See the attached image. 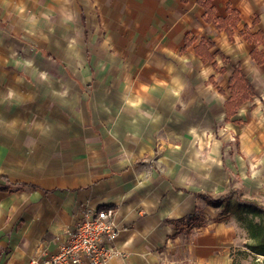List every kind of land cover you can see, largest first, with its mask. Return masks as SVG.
Segmentation results:
<instances>
[{
  "label": "crops",
  "instance_id": "obj_1",
  "mask_svg": "<svg viewBox=\"0 0 264 264\" xmlns=\"http://www.w3.org/2000/svg\"><path fill=\"white\" fill-rule=\"evenodd\" d=\"M203 1L212 21L198 0H0V264L54 253L85 208L115 213L108 264H230L228 215H196L221 207L202 196L228 189L232 135L260 145L264 0ZM230 65L256 95L228 120Z\"/></svg>",
  "mask_w": 264,
  "mask_h": 264
},
{
  "label": "rangeland",
  "instance_id": "obj_2",
  "mask_svg": "<svg viewBox=\"0 0 264 264\" xmlns=\"http://www.w3.org/2000/svg\"><path fill=\"white\" fill-rule=\"evenodd\" d=\"M77 33H74L76 36ZM79 34L76 37V42L80 40ZM82 38V37H81ZM264 106V105H263ZM263 107L260 108V110ZM263 110V109H262ZM261 110V111H262ZM259 126V138L260 145L254 146V151L243 153L240 152V145L236 143L235 136L232 135L231 145H223L226 148V170L229 173L228 189L225 193H215L213 199H218L221 195H226L229 191L236 189L240 192L242 200L255 202L264 207V113L262 112L259 120H257ZM219 139V138H217ZM232 207H237L235 202V195L229 201ZM213 206V205H212ZM224 204L219 208H213V212L210 216L207 213L205 217L204 211H198L196 215V221L206 220L217 222L224 220L219 218L228 215L227 219L235 227V241L229 251L230 264H264L263 258H255L250 254L245 245L249 243L247 232L241 222L237 221L233 209L230 207L228 210H224ZM225 219V220H227ZM180 264V263H178ZM183 264V263H181ZM187 264V263H186Z\"/></svg>",
  "mask_w": 264,
  "mask_h": 264
},
{
  "label": "trees",
  "instance_id": "obj_3",
  "mask_svg": "<svg viewBox=\"0 0 264 264\" xmlns=\"http://www.w3.org/2000/svg\"><path fill=\"white\" fill-rule=\"evenodd\" d=\"M198 3L204 8L208 15V21H212V11L210 8L209 1L198 0ZM228 18L226 19H216L215 22L218 23L217 29L224 30L228 37L231 39V27L235 26L238 20V14L228 7ZM232 16V18H231ZM257 20H254L256 23ZM249 42L257 44L259 42L264 47V37L261 33L249 36L247 38ZM258 43V44H259ZM204 51V46L202 47ZM223 59L220 53H217ZM205 52L204 55L205 56ZM206 58L209 59L208 55ZM250 58L257 64L261 65L264 62V53H260L256 48L251 51ZM232 73L229 79V99L224 104L226 117L229 120L232 118L236 111L244 104L254 97L255 91L250 86L249 82L241 72L239 67L230 65ZM235 195V202L237 207H232L229 203L232 196ZM206 202L212 204L214 207L221 206L224 204V210H228L230 207L236 216L237 221L241 222L244 229L247 232L249 243L245 245L246 250L252 254L255 258L264 259V207L256 204L255 202H249L242 200L240 197L239 190L233 189L224 196L218 199H212L209 196H202Z\"/></svg>",
  "mask_w": 264,
  "mask_h": 264
},
{
  "label": "built area",
  "instance_id": "obj_4",
  "mask_svg": "<svg viewBox=\"0 0 264 264\" xmlns=\"http://www.w3.org/2000/svg\"><path fill=\"white\" fill-rule=\"evenodd\" d=\"M111 208L94 210L85 208L67 231L66 240L57 250L29 264H108L117 256L111 247L121 228Z\"/></svg>",
  "mask_w": 264,
  "mask_h": 264
}]
</instances>
